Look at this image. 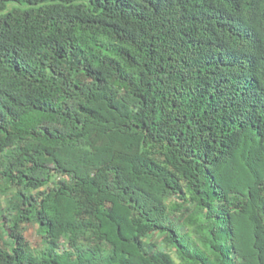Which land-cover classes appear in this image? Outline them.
I'll return each mask as SVG.
<instances>
[{
	"label": "trees",
	"instance_id": "16d2710c",
	"mask_svg": "<svg viewBox=\"0 0 264 264\" xmlns=\"http://www.w3.org/2000/svg\"><path fill=\"white\" fill-rule=\"evenodd\" d=\"M9 2L0 264H264V0Z\"/></svg>",
	"mask_w": 264,
	"mask_h": 264
},
{
	"label": "rangeland",
	"instance_id": "374dc122",
	"mask_svg": "<svg viewBox=\"0 0 264 264\" xmlns=\"http://www.w3.org/2000/svg\"><path fill=\"white\" fill-rule=\"evenodd\" d=\"M25 7H26V5L19 4L17 2H9V4L7 5V8L3 11H0V13H5L12 8H25ZM4 195H5V193L2 190V186L0 185V208L2 209V211H3V206H5ZM22 233H23L25 239L27 240V242L30 244L31 247L34 248V247H40L41 246L40 231H39L38 225L36 223L24 224V228H23ZM2 239L6 240L5 235H3ZM153 239L160 240L159 233H157V232L154 233ZM171 254L173 257H175V254L172 251H171Z\"/></svg>",
	"mask_w": 264,
	"mask_h": 264
}]
</instances>
